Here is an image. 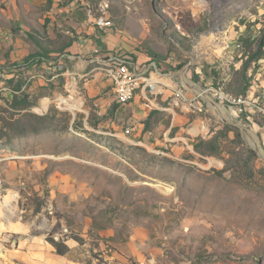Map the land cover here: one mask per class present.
Segmentation results:
<instances>
[{
    "label": "rangeland",
    "instance_id": "obj_1",
    "mask_svg": "<svg viewBox=\"0 0 264 264\" xmlns=\"http://www.w3.org/2000/svg\"><path fill=\"white\" fill-rule=\"evenodd\" d=\"M96 2L127 45L114 58L141 55L190 90L238 96L241 37L264 34V0ZM9 3L0 0V264H27L5 252L22 232L52 247L55 264H264V159L252 142L264 156V114L249 121L210 103L199 112L174 84L160 108L145 105L149 90L121 105L114 58L101 61L105 113L78 75L65 81L38 64L12 77L6 51L21 59L53 43L39 11L19 24Z\"/></svg>",
    "mask_w": 264,
    "mask_h": 264
},
{
    "label": "crops",
    "instance_id": "obj_2",
    "mask_svg": "<svg viewBox=\"0 0 264 264\" xmlns=\"http://www.w3.org/2000/svg\"><path fill=\"white\" fill-rule=\"evenodd\" d=\"M9 4L18 12L16 19L19 24L22 21L26 22L33 10L39 11L38 13L43 17L42 23L50 34L48 38L52 41L53 46H40L36 42L41 48L45 47L42 50L48 51L52 59H56H53L52 62L40 64L41 68L49 72L53 71V76H63L65 81L69 78V74L80 76L85 81V87L87 85L93 91L89 93V96L97 98V104L101 106L99 113L108 112L111 101L103 100V96H101L102 92L108 87V80H104L101 76V61L105 59L113 60L115 53H118L127 45L124 38L116 33L113 28H104L96 24L97 15L93 11V7L97 4L96 0H10ZM20 28L22 27L20 26ZM22 32L28 34V36L32 34L31 31L26 32L23 29ZM31 38L33 37L31 36ZM253 38H255V35ZM39 46L38 49H40ZM27 52L21 59L19 57L14 58L11 49L6 51V55L4 53L3 57L9 60L11 64L5 69L13 73L12 77L20 69H31L38 65L30 67L22 65V60L31 54L30 51ZM122 59L129 60V62L138 66L147 63L141 55L136 57V60L130 59L129 56L122 57ZM118 61V64L123 62ZM94 63H98V65L89 66ZM153 64L156 65L154 62ZM257 66L258 68H255V65L251 66L247 74L249 77H254V85L256 84L264 90V60H260ZM72 78L76 79V77ZM254 85L248 90L247 94L250 96L254 93L257 94L256 90L258 89ZM71 86L74 89L75 84L73 83ZM69 88L71 87L69 86ZM22 90L11 89L14 94H18ZM261 94L264 98V91ZM61 99L67 100L65 98ZM7 226L11 232L19 229L14 221H10ZM22 233L19 236L20 241L16 242L15 240L12 247L6 248L5 252L11 260L22 261L27 264H55L60 262L61 259L53 253L52 247H49L43 241L39 243V239L31 233Z\"/></svg>",
    "mask_w": 264,
    "mask_h": 264
},
{
    "label": "built area",
    "instance_id": "obj_3",
    "mask_svg": "<svg viewBox=\"0 0 264 264\" xmlns=\"http://www.w3.org/2000/svg\"><path fill=\"white\" fill-rule=\"evenodd\" d=\"M96 24L100 27H104V24H108V17L103 15L97 17ZM114 60L123 61V69H114L113 72L109 73L110 79L112 75H120V93H115V98L119 99V104L127 105L134 101L138 95L142 97V90H149V98L146 100V106L149 109L160 108L157 102L158 97L166 95V84H171L166 81L165 74L159 68L153 64V61L147 62L141 66L129 62V60L122 58H114ZM147 70V77L144 81H131L129 80V71ZM174 83V93L184 95L185 98L194 104L196 111L204 112L206 106L210 103V100L214 101L218 106H229L236 107L237 114L240 117L251 121L255 114H264V101L260 100L259 97L255 98L248 94L241 96H233L226 92L222 86L212 87L208 90L198 91L187 86H180ZM194 87V85H192ZM188 89V91H187ZM208 92V93H207ZM211 94V96L207 94ZM205 95L208 96V100H205ZM211 105V103H210ZM130 132V130H126Z\"/></svg>",
    "mask_w": 264,
    "mask_h": 264
},
{
    "label": "trees",
    "instance_id": "obj_4",
    "mask_svg": "<svg viewBox=\"0 0 264 264\" xmlns=\"http://www.w3.org/2000/svg\"><path fill=\"white\" fill-rule=\"evenodd\" d=\"M32 36V34H31ZM33 37V36H32ZM38 43H41L38 38L33 37ZM241 42L243 46V51L246 53V61H244L241 71H240V76H241V81H242V90L239 91V95H246L248 93V90L251 86L254 85V77H249L247 74L248 69L251 66H257L258 62L260 60H264V34L261 35L258 38H253V37H241ZM256 46V47H255ZM255 48V49H254ZM253 51V52H252ZM50 56L49 52L46 50H42V52H36V53H31L27 57H25L22 60V65L26 67H30L36 64H42L44 62H52L53 59ZM55 60V59H54ZM23 87L18 86L17 90H22ZM237 96V97H238ZM259 127H262L260 123H257ZM238 128H236L237 130ZM50 242L56 247L57 253L58 254H64V251L60 249V245L58 242L55 240H50Z\"/></svg>",
    "mask_w": 264,
    "mask_h": 264
},
{
    "label": "bare ground",
    "instance_id": "obj_5",
    "mask_svg": "<svg viewBox=\"0 0 264 264\" xmlns=\"http://www.w3.org/2000/svg\"><path fill=\"white\" fill-rule=\"evenodd\" d=\"M112 27V22L110 21V19L108 18V24H104V28H111ZM117 69H123V62L120 63V65H118ZM147 70H137V71H129V80L131 81H144L145 78L147 77ZM114 76V84H115V91L116 93H120V75H113ZM171 84H174L171 82ZM170 89H172L174 91V86H169ZM193 88V87H192ZM195 90V89H194ZM199 91V90H198ZM178 94V93H177ZM179 95V94H178ZM181 97H183L186 101H188L184 95H179ZM208 96H206L207 98ZM117 101L119 102V99H117ZM191 105L194 106L193 103L190 102ZM195 107V106H194ZM218 110H221L220 112L222 114L223 111L221 109V107H217ZM196 109V108H195ZM224 116V115H223ZM222 116V117H223ZM226 116V115H225ZM224 116V117H225ZM252 140V139H251ZM253 142V141H252ZM253 144V143H252Z\"/></svg>",
    "mask_w": 264,
    "mask_h": 264
},
{
    "label": "water",
    "instance_id": "obj_6",
    "mask_svg": "<svg viewBox=\"0 0 264 264\" xmlns=\"http://www.w3.org/2000/svg\"><path fill=\"white\" fill-rule=\"evenodd\" d=\"M210 103H211L213 106L216 105L215 102L212 101V100H210ZM223 120H224L225 122H227V123H232V124L237 125V126L240 127L245 133H247L250 137H252L251 134H250V132H249V130L246 129L245 126H244L240 121L233 120V119H228V118H227V119H226V118H223ZM253 143H254V145H255V150H256V151L258 152V154L264 159V156L262 155V153H261V151H260V148H259V146L257 145V143H256L255 140H253Z\"/></svg>",
    "mask_w": 264,
    "mask_h": 264
}]
</instances>
